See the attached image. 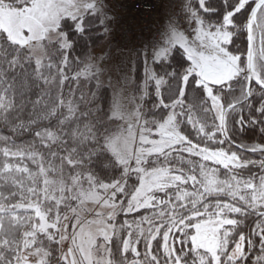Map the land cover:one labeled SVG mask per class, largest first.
I'll return each instance as SVG.
<instances>
[{
	"label": "snow or ice",
	"instance_id": "1",
	"mask_svg": "<svg viewBox=\"0 0 264 264\" xmlns=\"http://www.w3.org/2000/svg\"><path fill=\"white\" fill-rule=\"evenodd\" d=\"M0 264H264V0H0Z\"/></svg>",
	"mask_w": 264,
	"mask_h": 264
},
{
	"label": "built area",
	"instance_id": "2",
	"mask_svg": "<svg viewBox=\"0 0 264 264\" xmlns=\"http://www.w3.org/2000/svg\"><path fill=\"white\" fill-rule=\"evenodd\" d=\"M164 6V0H116L112 4L113 12L121 18V26L129 37L137 38L154 27L159 9Z\"/></svg>",
	"mask_w": 264,
	"mask_h": 264
},
{
	"label": "rangeland",
	"instance_id": "3",
	"mask_svg": "<svg viewBox=\"0 0 264 264\" xmlns=\"http://www.w3.org/2000/svg\"><path fill=\"white\" fill-rule=\"evenodd\" d=\"M111 4H113V5H115L116 4V0H111ZM163 14H164V6L161 8V9H159V11H158V14H157V18H155V21L157 20V22L156 23H154V27H152L150 30H155V28L158 26V24L160 23V20H161V17L163 16ZM144 35H141V37H139V38H144V37H147L148 36V34H149V31L148 32H146V33H144V32H142ZM119 38V37H118ZM131 38L132 39H139V38H137L136 36H131ZM97 51H99V50H97Z\"/></svg>",
	"mask_w": 264,
	"mask_h": 264
}]
</instances>
